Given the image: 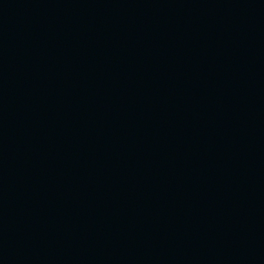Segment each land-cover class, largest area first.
<instances>
[{"label":"water","instance_id":"1","mask_svg":"<svg viewBox=\"0 0 264 264\" xmlns=\"http://www.w3.org/2000/svg\"><path fill=\"white\" fill-rule=\"evenodd\" d=\"M0 264H264V0H0Z\"/></svg>","mask_w":264,"mask_h":264}]
</instances>
